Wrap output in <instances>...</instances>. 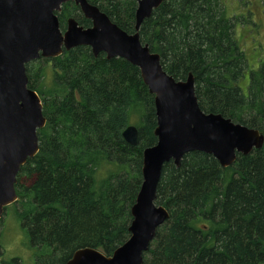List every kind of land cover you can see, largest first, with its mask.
Instances as JSON below:
<instances>
[{
	"label": "trees",
	"instance_id": "obj_1",
	"mask_svg": "<svg viewBox=\"0 0 264 264\" xmlns=\"http://www.w3.org/2000/svg\"><path fill=\"white\" fill-rule=\"evenodd\" d=\"M89 2L135 32L136 0ZM57 14L62 30L70 17L92 25L74 1ZM248 23L244 13L230 15L223 0H165L145 19L140 35L177 80L193 74L205 112L264 133V60L252 54L261 47L259 35L245 46L248 28L240 32V25ZM44 59L55 67L49 91L33 81L31 65L39 59L26 65L47 123L38 130V154L18 175L20 217L43 256L38 264H66L84 247L112 255L130 237L143 152L158 141L155 96L139 67L105 53L96 57L89 46ZM130 124L139 130L135 146L122 135ZM156 203L170 217L157 230L144 264L264 263V146L238 153L227 168L198 150L186 153L180 166L165 163ZM11 262L3 263L20 264Z\"/></svg>",
	"mask_w": 264,
	"mask_h": 264
},
{
	"label": "water",
	"instance_id": "obj_2",
	"mask_svg": "<svg viewBox=\"0 0 264 264\" xmlns=\"http://www.w3.org/2000/svg\"><path fill=\"white\" fill-rule=\"evenodd\" d=\"M69 1L80 6L91 26L70 17L66 29H61L57 12ZM136 1L135 32L130 33L89 0H0V218L5 207L19 198L18 173L38 154V130L47 123L42 99L29 87L28 63L89 46L96 57L105 53L108 59L120 57L139 67L155 96L158 141L143 152V181L131 208L130 237L112 255L84 247L66 264H144L157 230L170 217L169 210L156 203L165 163L180 166L186 153L198 150L214 155L227 168L238 153L248 155L264 146L260 129L202 110L191 72L185 80H177L164 69L160 53L143 43L140 29L165 0ZM123 138L137 145L138 127L127 126Z\"/></svg>",
	"mask_w": 264,
	"mask_h": 264
},
{
	"label": "rangeland",
	"instance_id": "obj_3",
	"mask_svg": "<svg viewBox=\"0 0 264 264\" xmlns=\"http://www.w3.org/2000/svg\"><path fill=\"white\" fill-rule=\"evenodd\" d=\"M223 1L225 2L230 15L235 16L236 14L240 15V13H244L247 17H249V23L247 25H240V32L245 33V26H247L248 31H246L245 34L248 37L245 38L247 43L245 46H249L252 39H258L260 36L261 47L252 54L254 56L261 55L264 60V0ZM258 5H260L263 10L262 14L260 8H258ZM255 34H257V36ZM250 36H252V38H250ZM254 46L259 47L260 43L256 42ZM248 56L251 59L249 54ZM33 63L34 66L31 65V69L33 81L36 87L41 89V87L43 88V84L48 85L49 89H43L49 91L54 86V65L49 63L44 58ZM41 72L44 76L42 79L38 80L37 77ZM242 83L245 85L246 81L244 82L243 80ZM54 87L52 89H54ZM245 92L247 93L248 90L246 89ZM21 183L29 185L30 179L22 178ZM20 206L21 204L19 202H14L13 204L6 206L4 215L1 217L0 264H5L6 262L11 261V263H13L14 259H17L20 264H38L41 258H43V256L40 257L37 255V249L31 242L27 228L24 226L22 218L20 217Z\"/></svg>",
	"mask_w": 264,
	"mask_h": 264
},
{
	"label": "bare ground",
	"instance_id": "obj_4",
	"mask_svg": "<svg viewBox=\"0 0 264 264\" xmlns=\"http://www.w3.org/2000/svg\"><path fill=\"white\" fill-rule=\"evenodd\" d=\"M202 110H203V109H202ZM203 111H204V110H203ZM204 112H205V111H204ZM206 113H208V112H206ZM209 113H212V112H209ZM227 118H228V117H227ZM230 119H231V118H230ZM232 121H233V120H232ZM125 129H126V128H125ZM125 129H124V130H125ZM122 135H123V133H122ZM262 148H263V147H262ZM255 150H256V149H255ZM209 154H210V153H209ZM240 154H242V153H240ZM243 155H244V154H243ZM213 156H214V155H213ZM138 193H139V192H138ZM137 196H138V194H137ZM136 199H137V197H136ZM135 202H136V201H135ZM134 204H135V203H134ZM134 204H133V205H134Z\"/></svg>",
	"mask_w": 264,
	"mask_h": 264
},
{
	"label": "flooded vegetation",
	"instance_id": "obj_5",
	"mask_svg": "<svg viewBox=\"0 0 264 264\" xmlns=\"http://www.w3.org/2000/svg\"><path fill=\"white\" fill-rule=\"evenodd\" d=\"M1 220V219H0Z\"/></svg>",
	"mask_w": 264,
	"mask_h": 264
}]
</instances>
